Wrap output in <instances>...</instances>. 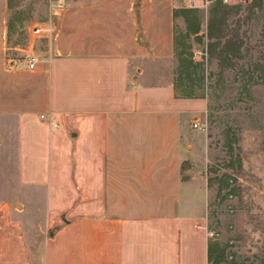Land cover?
I'll use <instances>...</instances> for the list:
<instances>
[{
    "label": "crops",
    "instance_id": "obj_1",
    "mask_svg": "<svg viewBox=\"0 0 264 264\" xmlns=\"http://www.w3.org/2000/svg\"><path fill=\"white\" fill-rule=\"evenodd\" d=\"M188 1H56L54 51L15 95L4 79L0 264H209L208 101L176 89Z\"/></svg>",
    "mask_w": 264,
    "mask_h": 264
},
{
    "label": "rangeland",
    "instance_id": "obj_2",
    "mask_svg": "<svg viewBox=\"0 0 264 264\" xmlns=\"http://www.w3.org/2000/svg\"><path fill=\"white\" fill-rule=\"evenodd\" d=\"M56 1L8 0L0 105L5 76L15 95L26 55L54 51L57 31L51 41L31 31L54 25ZM188 2L177 11V86L208 101L209 264H264V0ZM40 128L44 138L49 127Z\"/></svg>",
    "mask_w": 264,
    "mask_h": 264
},
{
    "label": "built area",
    "instance_id": "obj_3",
    "mask_svg": "<svg viewBox=\"0 0 264 264\" xmlns=\"http://www.w3.org/2000/svg\"><path fill=\"white\" fill-rule=\"evenodd\" d=\"M225 2H229V0H224ZM61 4L58 5L59 8H61ZM32 35L34 37H36L38 40H53V36L56 32V25L54 23V25H50L47 26L45 28L43 27H39L37 25H35L32 28ZM41 58L40 56L36 53V52H31L29 54L26 55L23 65L25 66V69L29 70V71H34L37 69V66L40 62ZM42 118H44V116H42ZM195 128L198 127L197 124L194 125ZM211 235V234H210Z\"/></svg>",
    "mask_w": 264,
    "mask_h": 264
},
{
    "label": "trees",
    "instance_id": "obj_4",
    "mask_svg": "<svg viewBox=\"0 0 264 264\" xmlns=\"http://www.w3.org/2000/svg\"><path fill=\"white\" fill-rule=\"evenodd\" d=\"M176 89H177L178 95L180 97H184V98H205V96H203V95L198 96V95H195L193 93L181 91L177 85H176Z\"/></svg>",
    "mask_w": 264,
    "mask_h": 264
},
{
    "label": "water",
    "instance_id": "obj_5",
    "mask_svg": "<svg viewBox=\"0 0 264 264\" xmlns=\"http://www.w3.org/2000/svg\"><path fill=\"white\" fill-rule=\"evenodd\" d=\"M55 23V22H54ZM56 25V24H55Z\"/></svg>",
    "mask_w": 264,
    "mask_h": 264
}]
</instances>
